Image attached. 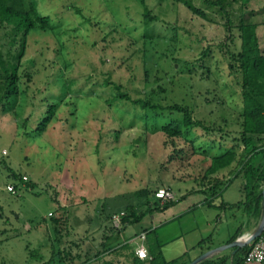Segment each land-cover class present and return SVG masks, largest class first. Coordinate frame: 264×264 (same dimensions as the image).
Returning a JSON list of instances; mask_svg holds the SVG:
<instances>
[{"label":"rangeland","instance_id":"rangeland-1","mask_svg":"<svg viewBox=\"0 0 264 264\" xmlns=\"http://www.w3.org/2000/svg\"><path fill=\"white\" fill-rule=\"evenodd\" d=\"M35 2L52 28L32 29L20 58L22 33L14 34L11 25L0 22V81L2 66L19 58L24 89L18 115L0 107V264H42L45 259L47 264H98L103 234L115 231L110 215L124 212L128 204L138 212L146 208L141 188L152 195L159 187H170L175 195L177 190L208 188L215 179L225 181L238 172L237 162L220 176L204 172L209 154L219 148L243 150L240 83L229 73L225 52L239 47L238 31L233 27L229 32L220 14L207 9L215 19H205L175 0ZM144 3L156 20H143ZM245 17L258 22L264 47V0H250ZM207 47L210 54L203 65L198 59ZM106 79L121 84L133 98L186 105L207 127L194 126L187 138L209 151L192 150L183 137L169 142L162 130H155V118L132 102L114 98ZM64 90L56 118L42 132L27 136L19 125L23 119L29 118L28 126L34 127L48 100H57ZM159 118L158 124L168 119ZM174 147L183 149L175 153ZM12 171L27 176L14 193L7 190L15 181ZM240 182L239 176L232 177L223 195L215 194L202 206L211 221L222 215L218 223L208 226L200 220L198 231L164 240L169 258L199 235L217 239V233L244 220L242 204L243 210L218 206L222 200H238ZM50 214L62 217L58 230ZM150 219L151 212H146L131 228L139 231ZM185 220L190 226L191 219ZM135 238L128 239L133 247ZM114 253L105 256L116 264L127 263L125 256Z\"/></svg>","mask_w":264,"mask_h":264},{"label":"trees","instance_id":"trees-1","mask_svg":"<svg viewBox=\"0 0 264 264\" xmlns=\"http://www.w3.org/2000/svg\"><path fill=\"white\" fill-rule=\"evenodd\" d=\"M175 1L183 3L193 13L205 19H215L209 16L207 9L213 13L220 14L221 17L225 18L223 23L229 32L233 27L238 31L240 40L239 47L237 49L227 48L225 52L227 53L226 57L228 59L229 73L236 76L240 83L242 102L240 108V115L242 116L240 138L243 143V150L238 152V150H235V146L224 149L219 148L214 154H209V164L204 172L205 176H208L229 166L233 162H237L239 164V170L238 172L235 171L233 177L237 175L242 179V192L244 194L243 198L239 200L237 204H242L247 214L257 215L258 218H261L263 211L262 190L264 187V47H261L259 42L257 32L258 22L245 17V7L250 0H199V4H195L194 0ZM142 17L146 22L157 19V16L150 12L145 3L143 4ZM0 22L11 25L14 34L22 33V49L19 53V58L23 53L26 37L32 29L47 31L52 28L49 25V17L40 15L37 12L35 0H28V2L25 0H0ZM150 37L152 36L148 35L147 38ZM231 41L233 42L232 38ZM209 54L210 48L207 47L202 51V55L198 61H202L203 65L206 64L205 59ZM19 58L17 62L2 66L3 74L2 80L0 81V107L5 111H12L15 116L18 115L17 110L20 107V97L24 93V89L20 87L22 79L21 75L18 73ZM27 77L28 79L31 78L29 74ZM66 83L67 82L64 81L62 83L63 86H65ZM104 83L111 86L115 95L114 98L132 102L140 106L145 116L155 118L157 123V128L155 130H162L169 142L171 141L175 144V138L183 137L184 139H188L187 141L190 142L192 150L204 148V150H199L203 153L205 150L209 149L204 147L201 143H197L196 139L193 137L187 138L194 126L207 127L204 126L200 120L192 117V112L186 105L174 103L172 105L162 106L158 103L151 102L144 96L136 98L131 97L122 91L121 84L115 83L112 80L106 79ZM69 87L67 89H69ZM66 94L67 90H64L62 95L58 96L57 100H48L46 109L41 113L34 127L28 126L29 124L27 121L29 118L25 117L19 124L24 129L23 132L30 137L33 136L35 131L40 133L47 128L53 119L56 118L58 107L61 105ZM169 113H171L174 118ZM174 114L176 115L174 116ZM164 115H166L168 119L158 124V118ZM176 149L177 148L174 147V152L180 153L183 148ZM174 155L170 154L169 157L172 159ZM12 178L15 180V187L18 188V183L23 181L22 175L12 171ZM225 183L226 182L220 179H215L213 182H210L208 187L209 193L207 192V194H209V196L219 194L223 186L226 185ZM139 193L147 197L146 208L138 212L131 204L126 205L125 211L121 215V225L120 227H115V231H120L126 224L141 219L146 212L163 210L165 207L175 202V200L160 202V200L155 197L154 193H152V195L148 194V191L144 188H141ZM52 214H50V218L54 224L53 228L57 229L62 226L63 219L61 216ZM237 234L238 231H235L228 239V242L233 241ZM209 240L210 238L208 237L202 238L195 247H198L200 252L203 253L206 248L210 247H207V241ZM162 245L154 229H145L147 257H138L135 253V249L128 243H123L119 247H111L109 252L112 251L115 253L117 252L116 254H123L127 259L126 264H187L191 261V259L186 256V252L174 258H167L163 253ZM248 247L249 244L242 247L234 246L230 253H214L204 257L195 264H228V261H231V264H244ZM67 253L68 251L65 249L64 255H68ZM64 264L69 263L64 262ZM98 264H116V262L113 258H108L102 259Z\"/></svg>","mask_w":264,"mask_h":264},{"label":"crops","instance_id":"crops-1","mask_svg":"<svg viewBox=\"0 0 264 264\" xmlns=\"http://www.w3.org/2000/svg\"><path fill=\"white\" fill-rule=\"evenodd\" d=\"M225 168H227V167H225ZM225 168L220 169L216 173H218V175L220 176L224 172L223 169H225ZM229 170H227V171H229ZM231 176L233 177V174ZM236 177H238V176L236 175ZM231 178H228L227 180H225L223 182H228ZM242 182L243 181L241 179L239 190H238V193L240 194L238 200L236 202L235 201L229 202L227 200H222V202L220 204H218L219 208L223 207V209H224L225 206H228V207L233 206L232 208H237L238 210H241L243 208L241 204H239V205L237 204V202H239V200H241L244 196V194L242 192ZM225 190L226 189L223 186V189L221 190V192H219V194L217 196L223 195ZM208 191H209L208 188H205V186H203V185L198 186V187H194L192 189L190 188L188 190H177L175 193V202H173L169 206L165 207L163 210L152 211L151 212V219L149 220V224H148V226L144 227L143 229L136 231L134 228H131V223H130V224H126L124 226V228L121 229L120 231L115 232L113 229L111 232H105L103 234L104 239L102 242L103 250L105 252L102 251L99 256H101V259L102 258L108 259L105 256V253L107 254V252H109V249L111 247H113V248L119 247L123 243H128L130 245V243L128 242L129 241L128 239L132 238L133 240L134 239L136 240L135 236H138L141 232L145 231V229H154L156 232L157 238L163 244L162 250H163L164 255L167 258H169L166 255V253L164 252L165 241H167L168 239H171L173 237L183 238L189 234L194 233L195 231H198L199 227H200V220L202 221L203 224L211 226L212 222L218 223V221L222 219V215L217 213L215 215V218H213L212 221L209 220V216L206 214L205 210L203 209L202 206L205 203L206 204H209V202L211 203L213 201L212 199L214 198L212 196L210 197L209 194H207ZM242 215H243L242 218H244V220L242 222H239V224L236 226L235 229L234 228L233 229L228 228L226 233H223V234L217 233L218 234L217 239H216V235H214V236H211V234L208 235V238H210V240L207 241V247L208 246H210V247L206 248L205 251L209 250V249L216 248V250L212 254H214V253H220L221 254V253H228V252L230 253L234 246L223 247L221 249H217V248L221 245L229 243L228 239L234 234L235 231H238V234L236 235V238L234 240H236V239L244 240L246 237H248L257 227L260 218H258L257 215L247 214V212L245 210L242 211ZM185 217H189L191 219L190 226H186ZM233 217L236 218V214L233 213ZM199 236L200 237L196 241H194V243H191L189 246L185 245V248L182 249L177 256L186 252V256H188L192 260L195 257H197L198 255H200L201 254L200 249L198 247H195V246L199 242V240H201L202 238H206L207 236H202V235H199ZM115 237H117V239H116L117 241L122 240V242H120L119 245L118 244L113 245L117 241L110 242L112 240V238H115ZM137 242H135L136 245H137ZM131 247H133V246H131ZM135 247H133V248L135 249ZM191 248H193V249H191ZM190 250L191 251L195 250L194 254L191 252L192 256L190 255ZM116 253H114V254L117 255V257H120L119 255L124 256L123 254H116ZM48 261L49 260L45 259L42 262V264H44V263L47 264ZM84 264H86V263H84ZM228 264H231V261H228ZM244 264H249V263L244 262Z\"/></svg>","mask_w":264,"mask_h":264},{"label":"built area","instance_id":"built-area-1","mask_svg":"<svg viewBox=\"0 0 264 264\" xmlns=\"http://www.w3.org/2000/svg\"><path fill=\"white\" fill-rule=\"evenodd\" d=\"M23 179H27V176H23ZM7 190L10 192H16L17 188L14 183L7 184ZM155 197L164 202L166 200H175V195L170 187H159L155 190ZM124 212L113 214L111 220L115 227H120L121 225V215ZM138 242L135 247V253L140 258L147 257V250L145 246V231L138 235ZM245 263L253 264H264V231L254 240L249 243V247L245 254Z\"/></svg>","mask_w":264,"mask_h":264},{"label":"water","instance_id":"water-1","mask_svg":"<svg viewBox=\"0 0 264 264\" xmlns=\"http://www.w3.org/2000/svg\"><path fill=\"white\" fill-rule=\"evenodd\" d=\"M262 192H263V200H262V210L263 211H262V215H261V218L259 220V223H258L257 227L255 228V230L248 237H246L244 240L236 239V240H233L227 244L219 246L217 249H221L223 247H232V246L242 247L244 245L249 244L252 240H254L256 237H258L263 232V230H264V187H263ZM215 250H216V248L206 250L203 253H201L200 255H198L197 257H195L194 259H192L187 264H195L198 261H200L201 259H203L204 257L211 255Z\"/></svg>","mask_w":264,"mask_h":264}]
</instances>
